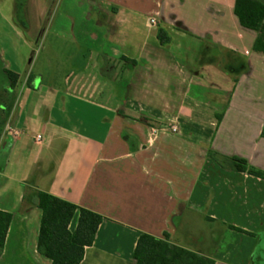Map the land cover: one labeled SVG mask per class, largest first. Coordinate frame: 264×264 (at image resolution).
<instances>
[{
	"label": "crops",
	"instance_id": "0c3cea01",
	"mask_svg": "<svg viewBox=\"0 0 264 264\" xmlns=\"http://www.w3.org/2000/svg\"><path fill=\"white\" fill-rule=\"evenodd\" d=\"M235 3L26 0L18 22L0 0V264H52L39 192L77 206L80 264H136L142 234L264 264V179L210 157L264 173V55Z\"/></svg>",
	"mask_w": 264,
	"mask_h": 264
},
{
	"label": "trees",
	"instance_id": "16d2710c",
	"mask_svg": "<svg viewBox=\"0 0 264 264\" xmlns=\"http://www.w3.org/2000/svg\"><path fill=\"white\" fill-rule=\"evenodd\" d=\"M235 14L244 28L258 34L254 52L264 55V0H236ZM157 36L161 45L170 44L171 37L164 28L158 30ZM6 73L13 89L18 81V75L10 71ZM210 157L224 169L264 179V173L251 168L244 159L221 158L214 152H210ZM38 206L43 211L38 242L39 253L49 258L52 264H80L84 259L85 247L68 236V229L77 206L44 192L38 193ZM11 221V214L0 211V254L4 249ZM134 259L136 264H215L211 258L173 245L169 241V235H165V239H159L142 234L135 248Z\"/></svg>",
	"mask_w": 264,
	"mask_h": 264
},
{
	"label": "rangeland",
	"instance_id": "374dc122",
	"mask_svg": "<svg viewBox=\"0 0 264 264\" xmlns=\"http://www.w3.org/2000/svg\"><path fill=\"white\" fill-rule=\"evenodd\" d=\"M26 0H18V7L16 9V21L18 22H23V20L25 19V5ZM0 83H1V79H0ZM1 138V137H0Z\"/></svg>",
	"mask_w": 264,
	"mask_h": 264
},
{
	"label": "built area",
	"instance_id": "2783aa9c",
	"mask_svg": "<svg viewBox=\"0 0 264 264\" xmlns=\"http://www.w3.org/2000/svg\"><path fill=\"white\" fill-rule=\"evenodd\" d=\"M151 23H152V25H156L157 24L156 20H154V19L151 20ZM171 131H172V133H177L178 132V128L176 126H173V127H171ZM6 132L11 134V135H16L17 134V132L15 130H13L10 126H8L6 128ZM41 139H42L41 136L37 137L38 141H41Z\"/></svg>",
	"mask_w": 264,
	"mask_h": 264
}]
</instances>
